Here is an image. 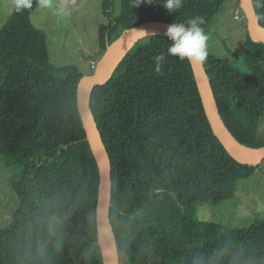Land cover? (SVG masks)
<instances>
[{"label":"trees","instance_id":"obj_1","mask_svg":"<svg viewBox=\"0 0 264 264\" xmlns=\"http://www.w3.org/2000/svg\"><path fill=\"white\" fill-rule=\"evenodd\" d=\"M109 23L99 29L102 59L127 30L149 21L186 23L200 16L205 32L225 0H183L169 13L158 3L106 0ZM264 24V0H253ZM18 9L0 35V159L23 169L14 183L20 201L0 231V264H103L97 229L100 171L78 105L84 76L77 65L57 68L46 36ZM165 35L141 40L114 75L92 92L91 106L112 162L111 215L122 264H264V219L234 230L197 217L200 205L236 198L239 182L258 165L237 163L208 121L192 65L168 56ZM101 59V60H102ZM242 72L230 57L208 54L205 66L230 134L264 148V43L247 32ZM62 224L51 235L50 220Z\"/></svg>","mask_w":264,"mask_h":264},{"label":"rangeland","instance_id":"obj_2","mask_svg":"<svg viewBox=\"0 0 264 264\" xmlns=\"http://www.w3.org/2000/svg\"><path fill=\"white\" fill-rule=\"evenodd\" d=\"M39 4L32 16L34 26L46 36L50 60L57 68L77 65L84 75L94 73L101 62L98 43L99 29L109 23L105 12L110 7L106 0H30ZM122 0H116L114 16L121 11ZM17 0H0V35L7 24ZM250 33L248 21L240 6V0H225L208 35V54L228 56L242 72L248 69L243 63L244 39ZM259 138L264 141V118L260 121ZM23 169L17 165L8 167L0 159V231L8 229L20 201L14 183L22 178ZM200 221L234 230H247L255 219H264V161L258 165L253 177L239 182L236 198L218 207L200 205L197 211ZM62 222L50 220L51 235L62 237ZM119 264H122L120 259Z\"/></svg>","mask_w":264,"mask_h":264},{"label":"water","instance_id":"obj_3","mask_svg":"<svg viewBox=\"0 0 264 264\" xmlns=\"http://www.w3.org/2000/svg\"><path fill=\"white\" fill-rule=\"evenodd\" d=\"M240 6L248 21L251 37L254 41L258 39L259 41L257 42L264 43V24H262L259 19L253 0H240ZM170 24L172 23L149 21L124 32L122 37L118 40L119 45L113 51L108 61L105 64L100 62L94 73L86 76L84 75L78 86L79 111L87 129L89 140L96 154L100 171L97 229L103 264H119L120 252L111 215L112 162L91 106L92 92L97 85H103L112 78L117 68L141 40L153 35H165V33L158 32H166ZM139 30H143L145 33H141ZM191 65L200 89L208 121L215 136L223 145L224 149L239 164L256 166L262 163L264 161V148L260 150L262 151L260 155L249 157L241 153L240 150L234 146V144L238 142L230 134L223 121L218 100L205 63H192ZM238 144L243 146L240 143Z\"/></svg>","mask_w":264,"mask_h":264},{"label":"clouds","instance_id":"obj_4","mask_svg":"<svg viewBox=\"0 0 264 264\" xmlns=\"http://www.w3.org/2000/svg\"><path fill=\"white\" fill-rule=\"evenodd\" d=\"M158 2L159 0H155V3ZM182 2L183 0H163V7L169 13H175L182 7ZM142 3L154 4L153 0H136L134 7H139ZM27 7H31L30 0H17L18 9ZM204 23L203 17L196 16L187 20L186 23H172L168 26L165 36L171 41V44L168 46L166 53H160L153 57L157 73L161 72V67L169 55L178 57L181 61L187 60L190 64H202L206 61L209 38L202 27ZM139 31L145 33L143 30Z\"/></svg>","mask_w":264,"mask_h":264},{"label":"bare ground","instance_id":"obj_5","mask_svg":"<svg viewBox=\"0 0 264 264\" xmlns=\"http://www.w3.org/2000/svg\"><path fill=\"white\" fill-rule=\"evenodd\" d=\"M158 33H165V32H158ZM256 41H259L258 39H255ZM119 45L118 41L116 43H114V45H112L108 52L106 53V55L104 56V58L101 60L102 64H105L108 59L110 58L111 54L113 53V51L116 49V47ZM235 147H237L241 153H243L246 156L249 157H256L258 155H260L262 153V151L260 150H253V149H248L246 147H243L241 145H239L238 143L234 144Z\"/></svg>","mask_w":264,"mask_h":264}]
</instances>
